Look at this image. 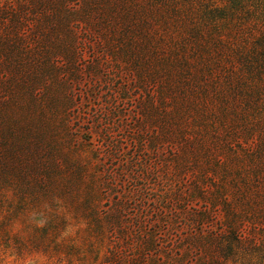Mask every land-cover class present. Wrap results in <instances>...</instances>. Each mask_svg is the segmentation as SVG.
I'll return each mask as SVG.
<instances>
[{"label":"rangeland","instance_id":"obj_1","mask_svg":"<svg viewBox=\"0 0 264 264\" xmlns=\"http://www.w3.org/2000/svg\"><path fill=\"white\" fill-rule=\"evenodd\" d=\"M152 2L0 0V189L17 196L11 215L64 201L102 249L89 245L92 264H264L258 81L248 74L239 92L227 68L205 86L183 71L181 47H195L149 21ZM46 242L45 231L28 241Z\"/></svg>","mask_w":264,"mask_h":264},{"label":"trees","instance_id":"obj_2","mask_svg":"<svg viewBox=\"0 0 264 264\" xmlns=\"http://www.w3.org/2000/svg\"><path fill=\"white\" fill-rule=\"evenodd\" d=\"M151 6L147 8L149 21L151 16H159L162 21L158 23L182 40L185 34V41L189 40L195 47L189 48L192 54L181 47L183 55L179 63L183 71L194 69L200 78L197 80L205 86L213 83V71L227 68L235 75L228 85L239 92H245L240 87L251 74L258 81L252 86L258 91L259 103L256 101L253 106L259 108L264 104L260 97L264 88V0H153ZM229 73L228 79L232 76ZM243 88L249 90L248 86ZM206 103L207 99L203 100L202 106L206 107ZM246 103L244 96L238 105Z\"/></svg>","mask_w":264,"mask_h":264},{"label":"clouds","instance_id":"obj_3","mask_svg":"<svg viewBox=\"0 0 264 264\" xmlns=\"http://www.w3.org/2000/svg\"><path fill=\"white\" fill-rule=\"evenodd\" d=\"M16 204L17 196L11 188L0 189V220L8 218L6 236L0 242V264H92L89 245L102 254L100 245L86 236L87 221L64 201L52 198L38 205L25 203L20 212L11 215ZM41 231L50 243L29 244ZM68 248L75 254L66 252Z\"/></svg>","mask_w":264,"mask_h":264}]
</instances>
